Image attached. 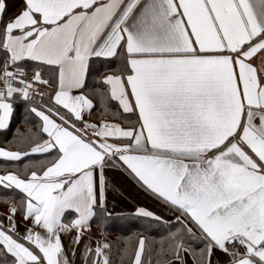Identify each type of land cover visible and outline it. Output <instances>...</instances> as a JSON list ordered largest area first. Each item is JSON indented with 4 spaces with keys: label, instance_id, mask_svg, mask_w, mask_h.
Instances as JSON below:
<instances>
[{
    "label": "snow or ice",
    "instance_id": "obj_1",
    "mask_svg": "<svg viewBox=\"0 0 264 264\" xmlns=\"http://www.w3.org/2000/svg\"><path fill=\"white\" fill-rule=\"evenodd\" d=\"M18 109L0 264H264V0H0Z\"/></svg>",
    "mask_w": 264,
    "mask_h": 264
},
{
    "label": "crops",
    "instance_id": "obj_2",
    "mask_svg": "<svg viewBox=\"0 0 264 264\" xmlns=\"http://www.w3.org/2000/svg\"><path fill=\"white\" fill-rule=\"evenodd\" d=\"M18 113V115H15V118L17 117V124H15V126L12 128V130H9L7 132H4V131H0V136H1V142H0V146H3L4 143L7 141V140H10L12 138V131H14L17 127H19V129L21 131L25 130V126L24 124L21 122L22 121V118H23V110L22 109H18L16 114ZM14 118V120H15ZM5 205L3 203H0V212H3L5 210ZM97 229L95 227V225H93V232H96ZM108 238L109 239H115L117 236L119 235H122V234H118V233H113V232H110L108 231ZM77 264H80V261L79 259L77 260Z\"/></svg>",
    "mask_w": 264,
    "mask_h": 264
},
{
    "label": "trees",
    "instance_id": "obj_3",
    "mask_svg": "<svg viewBox=\"0 0 264 264\" xmlns=\"http://www.w3.org/2000/svg\"><path fill=\"white\" fill-rule=\"evenodd\" d=\"M15 115H18V113ZM14 118L12 120V128L15 126V124H17V117L15 118V120H14ZM12 128H11V130H12ZM0 142H1V136H0ZM133 197H135V193H131V195H127L125 199L118 202V206H117L118 210L127 211L133 204L136 203V200L133 199ZM133 230L134 229H132V228H128L127 230H124L123 228H121L120 225L117 224V225L111 226L108 231L113 232V233L127 235L129 232H131Z\"/></svg>",
    "mask_w": 264,
    "mask_h": 264
},
{
    "label": "rangeland",
    "instance_id": "obj_4",
    "mask_svg": "<svg viewBox=\"0 0 264 264\" xmlns=\"http://www.w3.org/2000/svg\"><path fill=\"white\" fill-rule=\"evenodd\" d=\"M24 131V130H23Z\"/></svg>",
    "mask_w": 264,
    "mask_h": 264
}]
</instances>
